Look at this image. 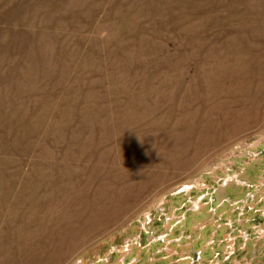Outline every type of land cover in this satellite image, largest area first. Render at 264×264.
Returning <instances> with one entry per match:
<instances>
[{"label":"rangeland","instance_id":"1","mask_svg":"<svg viewBox=\"0 0 264 264\" xmlns=\"http://www.w3.org/2000/svg\"><path fill=\"white\" fill-rule=\"evenodd\" d=\"M0 264H264V0H0Z\"/></svg>","mask_w":264,"mask_h":264}]
</instances>
